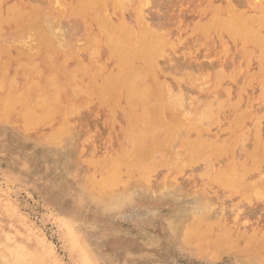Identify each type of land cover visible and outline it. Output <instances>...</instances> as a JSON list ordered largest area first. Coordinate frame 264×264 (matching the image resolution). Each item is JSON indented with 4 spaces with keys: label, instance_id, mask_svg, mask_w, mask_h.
<instances>
[{
    "label": "rangeland",
    "instance_id": "rangeland-1",
    "mask_svg": "<svg viewBox=\"0 0 264 264\" xmlns=\"http://www.w3.org/2000/svg\"><path fill=\"white\" fill-rule=\"evenodd\" d=\"M0 50V223L33 263L264 264V0H0Z\"/></svg>",
    "mask_w": 264,
    "mask_h": 264
},
{
    "label": "bare ground",
    "instance_id": "bare-ground-1",
    "mask_svg": "<svg viewBox=\"0 0 264 264\" xmlns=\"http://www.w3.org/2000/svg\"><path fill=\"white\" fill-rule=\"evenodd\" d=\"M28 1V0H27ZM31 1V0H30ZM74 1V0H73ZM100 1H102L103 2V0H100ZM29 3V2H28ZM27 3V4H28ZM104 4V3H103ZM29 5H30V7L32 6V8H36L35 6L33 7V5H35V4H31V3H29ZM85 5H87V4H85ZM37 7H38V5H36ZM86 7V6H85ZM39 8V7H38ZM79 8V7H78ZM78 8H76L75 10H73L72 9V12H80L79 11V9ZM20 10V9H19ZM38 10V13H39V9H37ZM36 10V11H37ZM41 10V9H40ZM21 11V10H20ZM19 11V16L20 15H22L23 16V14H25L26 13V11H27V9H26V11H21L22 12V14H21V12ZM29 11V10H28ZM133 12V11H132ZM35 13V12H34ZM29 14H32V13H29ZM29 14H26V20H25V22H23V24L24 25H22V26H20L21 24H22V22H21V24L19 25V26H16L15 28H13L14 29V31H10L11 33L13 32V34H18V32H27L28 34H30V32L31 31H34V33H36V30H35V27L37 28L38 26H35L36 24L37 25H39L38 24V15H40V14H42L41 13V11H40V13L39 14H37V15H35V16H37V17H34L33 16V14H32V18L29 16ZM27 18H29V19H32V20H29L28 21V19ZM35 18H37V19H35ZM81 18V17H80ZM20 19H22L21 17H19L18 18V20H20ZM16 20H17V18L16 19H14V20H12L13 22V24H15L16 23ZM22 21V20H21ZM26 21H27V23H26ZM15 22V23H14ZM32 24H31V23ZM37 22V23H36ZM237 24H239V25H237ZM237 26H241V27H239V30L242 28V29H244L243 28V24L241 23V21H238L237 22ZM242 24V25H241ZM34 25V26H33ZM112 25V24H111ZM234 25V24H233ZM236 25H235V27H236ZM255 26V25H254ZM39 27L41 28V26L39 25ZM109 27H112V26H109ZM108 26H107V28L109 29V32H108V34L110 33V32H115L116 30L115 29H113V27H112V29L113 30H115V31H110V28H109ZM234 27V26H233ZM124 29H123V31H124V34L123 35H126L127 33H130V32H127L126 33V31L128 30V31H130L129 29H130V27H129V29H128V26H127V28L124 26L123 27ZM238 28V27H237ZM235 30V29H234ZM233 30V31H234ZM239 30H236L235 31V33H237V32H239ZM105 31H106V29H105ZM41 32V31H40ZM117 32V34L119 33L118 31H116ZM140 32H141V35L142 36H144V37H147L146 35L148 34V36H152V34L151 33H148L147 31H145V30H140ZM231 32V31H230ZM234 33V34H235ZM33 34V33H32ZM110 34H112V36H111V39H113V40H118L119 38V34L118 35H116V33H110ZM37 35L38 36H40V35H42L41 33H39V34H36V35H34L36 38H39L40 39V37H42V36H40V37H37ZM110 36V35H109ZM113 36H114V38H113ZM115 36H117V38H115ZM127 36H129V35H127ZM32 37V36H31ZM260 38H258V39H256L257 41H255L256 43H259L260 42V40H259ZM38 40V39H37ZM41 40V39H40ZM39 41V40H38ZM143 41V40H142ZM259 41V42H258ZM110 42H111V40H110ZM116 42V41H115ZM36 44H37V42H36ZM7 45V44H6ZM30 45V44H29ZM210 45V44H209ZM27 47V46H26ZM8 49H9V47H7ZM6 48V49H7ZM31 48V47H30ZM231 48V47H230ZM2 49H4V47H2L1 48V50ZM5 49V50H6ZM1 50H0V53H2L1 52ZM4 50V54H5V51ZM18 50H19V48H18ZM27 50V49H26ZM25 50V52H27ZM35 50H36V48H35ZM21 51V49L19 50V53H21L20 52ZM36 51H38V52H41V51H43V50H39V48L36 50ZM7 52H8V50H7ZM22 52L23 53H25L23 50H22ZM10 54V53H9ZM17 54H18V51H17ZM28 54H30V53H28ZM80 54V53H79ZM11 55V54H10ZM45 60V59H44ZM9 61V60H8ZM33 62V61H32ZM179 62V61H178ZM29 64H30V62H29ZM35 64L33 63V64H31V66L33 67ZM201 66V65H200ZM89 70V69H88ZM183 88V87H182ZM232 95V94H231ZM95 102V101H94ZM245 103V102H244ZM181 107V106H180ZM103 108V107H102ZM139 110V109H138ZM247 125V124H246ZM220 126V125H219ZM1 129V128H0ZM200 133V132H199ZM252 136V135H251ZM169 145V144H168ZM188 150V149H187ZM150 157V156H149ZM86 164V163H85ZM200 164V163H199ZM229 165V164H228ZM87 192V191H86ZM242 202V201H241ZM239 204V203H238ZM233 210V209H232ZM206 212V211H205ZM251 225V224H250ZM12 227L10 226V224H1L0 223V240H1V242L3 243V244H5L6 246H7V249H8V252H9V258L10 259H12V262H14L15 264H39V263H33V260L31 261V259L30 258H32L31 257V255H30V252H27L28 251V249L27 250H24V245H23V247H21L22 246V243H19V242H17V240L15 241V239H16V237H17V235L15 234V231H13V232H11L10 231V229H11ZM2 243H0V244H2ZM70 243H71V239H70ZM73 243H71V245H72ZM83 244V243H82ZM74 245V244H73ZM73 247V246H72ZM72 247H71V250H72ZM23 248V249H22ZM75 249V248H74ZM83 250V249H82ZM30 251V250H29ZM81 251V250H80ZM84 251V250H83ZM35 253V251L33 250V251H31V254L32 253ZM75 252H77L76 254H77V256H78V254H79V256L78 257H75L74 256V251H73V256L77 259V258H79L80 256H81V254L80 253H78V251L75 249ZM85 252V251H84ZM33 253V254H34ZM36 254H37V252H36ZM36 254H34V255H36ZM34 255H32V256H34ZM40 257V256H39ZM35 258V257H34ZM36 258H38V256L36 255ZM86 259V258H85ZM7 260V259H6ZM79 260V259H78ZM77 260V261H78ZM36 261H37V259H36ZM86 262H88V261H85L84 259H83V257L82 258H80V260H79V262L77 263V264H87ZM7 263V262H6ZM9 263V262H8Z\"/></svg>",
    "mask_w": 264,
    "mask_h": 264
},
{
    "label": "crops",
    "instance_id": "crops-1",
    "mask_svg": "<svg viewBox=\"0 0 264 264\" xmlns=\"http://www.w3.org/2000/svg\"><path fill=\"white\" fill-rule=\"evenodd\" d=\"M31 23V22H30ZM32 24V23H31ZM34 26V25H33Z\"/></svg>",
    "mask_w": 264,
    "mask_h": 264
}]
</instances>
